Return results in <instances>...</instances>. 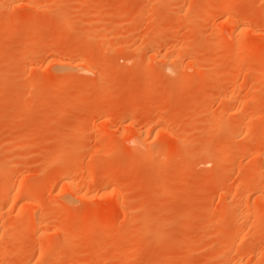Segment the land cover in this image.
Masks as SVG:
<instances>
[{
  "label": "rangeland",
  "instance_id": "obj_1",
  "mask_svg": "<svg viewBox=\"0 0 264 264\" xmlns=\"http://www.w3.org/2000/svg\"><path fill=\"white\" fill-rule=\"evenodd\" d=\"M235 263L264 264V0H0V264Z\"/></svg>",
  "mask_w": 264,
  "mask_h": 264
},
{
  "label": "bare ground",
  "instance_id": "obj_2",
  "mask_svg": "<svg viewBox=\"0 0 264 264\" xmlns=\"http://www.w3.org/2000/svg\"><path fill=\"white\" fill-rule=\"evenodd\" d=\"M232 7H233V6H232ZM228 9H229V7H226V8H225V10H228ZM233 28L235 29V27H233ZM233 28H232V30H233ZM230 30H231V29H230ZM234 31H235V30H234ZM234 31H232V33H234ZM230 33H231V32H230ZM242 45H243V44H242ZM245 45H246V44H245ZM241 48H242V47H241ZM242 49H243V48H242ZM237 50H238V49H237ZM16 140H17V139H16ZM18 140H19V139H18ZM14 142H15V141H14ZM14 142H13L14 145H13V144H11V145H13V146L17 145V144H15L16 142H15V143H14ZM18 143H19V142H18ZM13 146H12V147H13ZM65 178H66V176H65ZM67 178L69 179V177H67ZM66 180H67V179H66ZM64 182H65V181H64ZM66 182L69 184L70 188L72 187L73 192H75V194L79 192V191L77 190V188H76L77 185L75 184V181H74V180L72 181L71 179H69V180H67ZM20 184H21V183H20ZM18 185H19V184H18ZM75 185H76V186H75ZM21 186H22V184L20 185V187H21ZM22 187H23V186H22ZM16 188H18V187H16ZM18 190H19L20 192H21V191L23 192L22 188H21V189L18 188ZM17 192H18V191H17ZM20 192H19V193H20ZM15 193H16V192H15ZM19 193H18V194H19ZM23 194H24V193H23ZM77 196H78V195H77ZM21 197H22V196H21ZM7 210H8V209H7ZM89 224H90V223H89ZM90 225H91V224H90ZM87 226H88V225H87ZM87 229H88V228H87ZM39 253H40V252H39ZM235 264H236V263H235Z\"/></svg>",
  "mask_w": 264,
  "mask_h": 264
}]
</instances>
